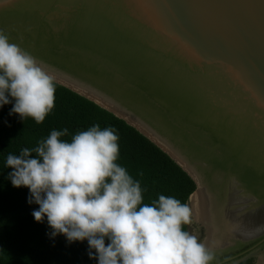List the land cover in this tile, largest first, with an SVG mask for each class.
I'll return each mask as SVG.
<instances>
[{"label": "water", "instance_id": "1", "mask_svg": "<svg viewBox=\"0 0 264 264\" xmlns=\"http://www.w3.org/2000/svg\"><path fill=\"white\" fill-rule=\"evenodd\" d=\"M0 30L190 176L211 264H264V0H0Z\"/></svg>", "mask_w": 264, "mask_h": 264}, {"label": "clouds", "instance_id": "2", "mask_svg": "<svg viewBox=\"0 0 264 264\" xmlns=\"http://www.w3.org/2000/svg\"><path fill=\"white\" fill-rule=\"evenodd\" d=\"M55 93V77L44 62L0 30V107L10 96V115L42 124L55 107ZM68 131L52 130L36 148L5 161L11 184L29 189L28 203L39 205L32 216L36 222L47 218L51 236L87 240L98 264H211L210 249L184 230L193 223L187 204L165 195L143 203L140 182L117 163L114 129L97 124L62 141Z\"/></svg>", "mask_w": 264, "mask_h": 264}, {"label": "trees", "instance_id": "3", "mask_svg": "<svg viewBox=\"0 0 264 264\" xmlns=\"http://www.w3.org/2000/svg\"><path fill=\"white\" fill-rule=\"evenodd\" d=\"M55 97V107L42 124L31 118L21 119L15 113L10 115L14 104L10 96L11 102L0 107V264H98L95 250L92 258L88 255L87 240L68 242L62 234L53 237L46 217L36 222L32 212L39 205L28 203L29 189L13 187L8 179L12 169L5 167L7 155L36 148L52 130L67 128L68 135L61 140L71 142L75 134L93 125L114 129L120 148L117 163L140 182L145 204L150 205L160 195L187 204L195 191L190 176L124 120L57 83ZM184 230L187 231L186 226ZM105 243L109 241L106 239Z\"/></svg>", "mask_w": 264, "mask_h": 264}, {"label": "bare ground", "instance_id": "4", "mask_svg": "<svg viewBox=\"0 0 264 264\" xmlns=\"http://www.w3.org/2000/svg\"><path fill=\"white\" fill-rule=\"evenodd\" d=\"M193 202V201H192ZM193 204V203H192ZM195 207H193V209H194ZM195 212H196V210H195ZM212 216L213 217H217L218 216V214H214L213 212H212ZM210 221V220H209ZM211 224V223H210ZM226 224H227V226H226ZM223 226H225V228L223 227ZM230 226V223H227V221H226V223L225 224H222V227H220L221 229H219V232L218 233H214V235H211V237L212 236H217V235H220V234H224L228 229H227V227H229ZM212 229H214V228H212ZM218 253H216L215 255H214V258H213V260L211 261V263H217L219 260H221V259H224L223 258V253L222 252H220V251H217Z\"/></svg>", "mask_w": 264, "mask_h": 264}, {"label": "rangeland", "instance_id": "5", "mask_svg": "<svg viewBox=\"0 0 264 264\" xmlns=\"http://www.w3.org/2000/svg\"><path fill=\"white\" fill-rule=\"evenodd\" d=\"M186 227H187V231H189V232H190V230H189L188 226H186Z\"/></svg>", "mask_w": 264, "mask_h": 264}]
</instances>
